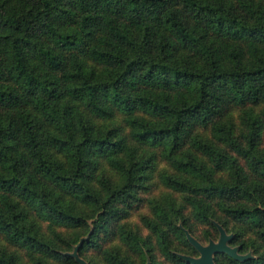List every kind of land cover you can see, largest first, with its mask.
Instances as JSON below:
<instances>
[{"label": "trees", "instance_id": "1", "mask_svg": "<svg viewBox=\"0 0 264 264\" xmlns=\"http://www.w3.org/2000/svg\"><path fill=\"white\" fill-rule=\"evenodd\" d=\"M263 130L264 0H0V234L34 264H77L54 225L88 231L81 258L117 233L160 156L185 174L160 178L190 208L151 199L143 220L154 247L121 227L142 261L163 264L156 248L192 264L181 257L197 254L186 230L205 244L228 222L239 253L256 250L245 232L264 246ZM189 216L207 224L202 238ZM80 238L74 231L70 247ZM103 257L135 264L114 248ZM213 260L264 264V252ZM0 264L26 263L0 247Z\"/></svg>", "mask_w": 264, "mask_h": 264}, {"label": "rangeland", "instance_id": "2", "mask_svg": "<svg viewBox=\"0 0 264 264\" xmlns=\"http://www.w3.org/2000/svg\"><path fill=\"white\" fill-rule=\"evenodd\" d=\"M231 116H232L231 122L234 126V131L236 134H239L240 131L243 130V123L241 121L242 117H241L240 110L239 109L231 110ZM205 132L206 131H204V133ZM206 133L208 134V136H211L210 132H206ZM261 145L264 146V130H263L262 136H261ZM240 161L245 166V169H247V166L245 165L244 160L241 158ZM161 172H168L171 174L185 175V174L181 173L180 171H178L177 169H175L174 167H172L168 163V161H166L163 157L160 156V158H158V161L156 163V170L153 172V177L150 179L149 183L147 184L149 186L140 189V191L138 193L139 199L137 201H134L129 206L127 215L115 222V226L117 227V229H119V231H120L121 227L126 226L127 228L135 230L136 232H138L142 236H146V235L149 236V238L153 244V247L155 246L154 245V236L152 235L151 231L146 226V224L143 220L144 215H150L151 214V209H150L151 199L154 197L160 198V197H163L165 195H170V196L175 197L177 201L184 202V204L187 206V210H189V208H190L189 205L187 204L186 200L184 199V196L186 193L183 191L174 190L173 188L166 186L160 178ZM221 175H223V172ZM213 206L215 207L214 204H213ZM215 214H220V213H215ZM188 222L191 224V227H192L194 233L197 234L200 238H202L201 234L205 230V228L207 227V224L199 222L190 216H189ZM53 227L55 228V231H57L61 234L60 239H57L56 237L53 236L54 238L57 239V242H58L57 245L61 249L68 251V253L70 255H72L71 252L73 251L74 247L80 242V240L82 241L83 238H87V236H88V231L81 229V228H78V229L77 228H68V227L56 226V225H54ZM227 227L229 229V232H227V233L230 234V237H231L232 230L234 228H237V224L232 223V222H228ZM41 230L47 234L50 233V227H49L47 221H41ZM76 230H77V232L79 231V233L81 234V238L75 245H72V247H70L68 242L71 241V237L74 235V231H76ZM119 231L117 233L109 234L108 236H105L103 239H100V246L99 247H86L81 252V256L83 258H85L86 260H88L89 262H91L92 264L93 263L109 264L105 260V258L103 257V249L114 248V249L120 250L121 252L130 254L131 257L134 259L135 264H149V257L147 256V258L144 261H142L139 258V255L137 254V252L130 249L129 246L126 243H124V241L120 237L121 235H120ZM187 233H189V232L186 230V234ZM214 233L216 235L214 240H217L219 232L214 231ZM243 236L245 238H247V240L253 238L252 239L253 240V246L256 248V250H254V248H252V247L248 248L247 250H245L244 253H249L250 257H254L257 255V253L264 252V246H261V247L258 246L259 241H257V239L255 238L256 235L254 233L245 232ZM230 241H232V238L230 239ZM80 243H79V245H80ZM174 244H175V246L179 247L180 243L175 239ZM230 245H233V244L231 243ZM0 247L6 248V250H8V252H11V251L19 252L23 258V261L26 264H34L33 261L31 260V256H28V254L26 253V251L23 248L18 247L16 245L8 242L6 240V238L4 236H2V234H0ZM194 248L196 249L197 254L195 253V254H193V255L191 254V255L192 256H198L200 252L197 250V248L195 246H194ZM236 248H237V246H236ZM154 250H155L156 258L161 260L163 264H174V262H172L171 260L165 259L159 253L158 249L155 248ZM255 251L256 252L258 251V252L256 253ZM47 260L49 262H51V264H73V263H64V262L59 261L57 259H47ZM77 264H80V263L77 261Z\"/></svg>", "mask_w": 264, "mask_h": 264}, {"label": "water", "instance_id": "3", "mask_svg": "<svg viewBox=\"0 0 264 264\" xmlns=\"http://www.w3.org/2000/svg\"><path fill=\"white\" fill-rule=\"evenodd\" d=\"M219 228V237L217 241L210 240L207 244L200 243L196 238L187 233V238L189 241L197 248L200 252L199 256H192L187 254H181V257L186 261L191 262L192 264H216L213 260V253L216 251L226 252L230 256L236 259H245L250 257L249 253H239L236 246H230L227 244V239L230 237V234H227L225 230L218 225ZM81 242V240H80ZM79 242V243H80ZM79 243L74 247L71 254L80 264H88L83 258H81L77 253V248Z\"/></svg>", "mask_w": 264, "mask_h": 264}, {"label": "flooded vegetation", "instance_id": "4", "mask_svg": "<svg viewBox=\"0 0 264 264\" xmlns=\"http://www.w3.org/2000/svg\"><path fill=\"white\" fill-rule=\"evenodd\" d=\"M225 232H226V231H225ZM226 233H227V232H226ZM227 234H228V233H227ZM186 235H187V234H186ZM218 237H219V235H218ZM229 239H230V237L227 239L226 242H227V244L230 245V243H229ZM210 240H213V239H210ZM210 240H209V241H210ZM217 240H218V238H217ZM217 240H214V241H217ZM209 241H208V242H209ZM208 242H207V243H208ZM207 243H205V244H207ZM230 246H234V245H230ZM216 252H222V251H216ZM216 252L213 253V256H214V254H215ZM199 255H200V253H199ZM199 255H198V256H199ZM214 262H215V261H214ZM215 263H216V262H215ZM216 264H217V263H216Z\"/></svg>", "mask_w": 264, "mask_h": 264}]
</instances>
